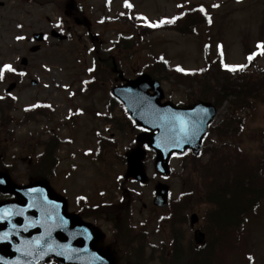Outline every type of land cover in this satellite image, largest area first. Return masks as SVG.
I'll use <instances>...</instances> for the list:
<instances>
[{
	"label": "rangeland",
	"instance_id": "rangeland-1",
	"mask_svg": "<svg viewBox=\"0 0 264 264\" xmlns=\"http://www.w3.org/2000/svg\"><path fill=\"white\" fill-rule=\"evenodd\" d=\"M74 9L82 14L83 24L77 25L69 18V5L26 4L17 0H0V71L4 65L25 71V78L18 84L16 90L7 96L8 86L15 82L8 76L9 71H3L0 78V100L7 97L14 99L15 108L9 115V123L4 131L8 136L5 144H1L0 155L6 152L7 167H12L14 173L11 180L20 186H28L26 173V158L34 159L33 150L39 143L48 141L53 135L60 140H69V144H61L58 150L60 162L49 186L55 195L67 202V211L71 215L79 213L78 201L88 198L96 202H112L119 205L120 199L129 198L132 210L130 219L134 230L146 229L144 262L146 264H166L168 250L172 238H177L180 261L187 258V249L193 245L195 229L205 233L207 242L213 243V237L208 235L205 217L210 209L204 204L194 206L200 222L194 228L188 223L168 229L158 222L167 211H157L153 207L154 187L157 183H166L170 187V196L175 201L182 193L181 159L171 161V170L176 172L168 178L160 176L155 169V156L149 154L144 161V168L149 177V183L141 185L134 181L125 182L127 165L120 161V156L127 155L135 148L136 134L131 132L126 115L119 106H108V92L87 93L82 87L84 81L91 77L90 70L95 64V54L90 50L95 48L101 55L122 57L120 45L116 47L120 36L135 40L142 50L134 58L124 62L121 70L127 79L136 73L145 71L153 62L154 55L164 54L173 67H182L186 71H195L205 64L207 53L214 56L221 48L225 52L226 62L232 66H243L248 62V55L258 57L257 63L264 67V53L257 46L264 43V0H75ZM130 5V6H129ZM204 5L211 14V23L204 26L197 36H182L174 31L152 33L145 40L138 35L133 24L125 22L121 15L127 10L146 18L150 25L168 21L180 15L183 11ZM52 26L61 28L62 33H69L71 40L58 43L47 39L40 52L32 54L30 48L34 33H49ZM87 27L90 36L87 35ZM68 28L71 31L68 32ZM22 37V39L20 38ZM23 57L28 58L26 68L20 65ZM11 79H10V78ZM38 85L32 86L31 81ZM165 93V102L175 105H191L196 99L194 89L176 84L173 80L161 81ZM191 90V92H190ZM8 99V98H7ZM6 99V100H7ZM38 104L50 108L43 112L35 122L27 123L24 117L27 110ZM108 107L112 110L116 125L126 122L125 134L118 131V126L106 125L102 119L108 115ZM225 114L221 108L216 123ZM248 135L264 129V104L258 105L253 113L247 112ZM126 118V120H125ZM113 136L116 139L115 148L106 151L103 161H98V140L102 136ZM245 148L253 154L260 151L258 143L245 141ZM39 149L38 152H42ZM124 157V156H123ZM2 200L10 197L0 194ZM79 211V212H78ZM94 226L96 219H85ZM109 221V220H107ZM99 222V221H98ZM124 223L127 224L125 220ZM104 236L101 245L110 244L114 229L106 221L99 224ZM245 238L247 250L254 257V264H264V206L259 215L251 219L247 225ZM112 247V246H111ZM134 247L136 250H132ZM126 251L112 247L120 262L123 254L128 253V259H134L138 252V244H133ZM233 259V258H232ZM126 260V259H125Z\"/></svg>",
	"mask_w": 264,
	"mask_h": 264
},
{
	"label": "trees",
	"instance_id": "trees-1",
	"mask_svg": "<svg viewBox=\"0 0 264 264\" xmlns=\"http://www.w3.org/2000/svg\"><path fill=\"white\" fill-rule=\"evenodd\" d=\"M25 4L33 0H19ZM121 18L133 24L142 40L155 32L174 31L182 36H197L201 29L211 22V14L204 5H194L181 15L156 25H150L145 17L134 14L132 10L125 11ZM96 45V44H95ZM122 57L116 59L119 68L124 62L131 60L142 50L135 40L119 37ZM96 67L92 73L91 81L85 83L84 91L87 93L108 92L115 85L116 76L113 74L112 59L101 55L96 47L94 52ZM252 56L251 54L249 57ZM248 59L246 65L240 70L239 66H231L226 62L225 53L221 49L214 56L206 54L205 64L198 70L186 71L182 67H173L164 54L154 55L153 62L143 71L160 81L173 80L178 85L194 89L197 101L211 102L218 109L225 108V114L215 126L210 128L200 156L187 154L181 162L182 193L175 201L171 200L167 211L160 219V223L168 229L175 226H184L189 221L188 213L193 212L194 206L204 204L208 208L205 221L208 235L213 237V243L196 249L189 246L187 258L180 264H254L252 253L247 250L245 233L251 219L256 218L264 206V129L257 130L248 135L249 116L258 105L264 104V67L257 63L256 56ZM236 67V71L228 68ZM182 69L183 71H181ZM191 92V90H190ZM15 101L11 98L0 100V137L1 144H5L7 132L4 129L10 125L9 115L15 108ZM50 108L44 105L27 111L24 117L26 124L35 122L37 118L44 117L43 112ZM127 118L135 134L137 127ZM125 118V120H126ZM105 123L118 126V131L125 134L127 123L118 122L113 117L112 110L109 115L102 117ZM258 143L260 151L251 153L245 148V141ZM69 141L60 140L53 135L48 141L39 143L33 150L34 159L26 158L27 180L49 181L55 174L60 162L58 150L61 144ZM115 141L111 138L100 140L99 159L103 161L105 151L115 148ZM42 152H38L42 149ZM0 155V170L12 175L14 169L7 167L6 152ZM119 160L125 162L122 157ZM176 172H172L175 175ZM84 210V212H83ZM81 216L105 218L114 226V236L109 244L114 256L118 259L112 247L121 246L131 249L138 244V252L134 259L125 260V264H146L144 262V245L146 242V229L141 227L134 230L130 219L132 210L128 200L123 199L119 205L95 204L84 206ZM127 221V224L124 221ZM179 240L172 238L168 250L166 264H177L181 260L178 253ZM112 246V247H111ZM132 250H136L132 247ZM128 252V251H126ZM129 253V252H128ZM178 254V255H177ZM233 258V259H232Z\"/></svg>",
	"mask_w": 264,
	"mask_h": 264
},
{
	"label": "water",
	"instance_id": "water-1",
	"mask_svg": "<svg viewBox=\"0 0 264 264\" xmlns=\"http://www.w3.org/2000/svg\"><path fill=\"white\" fill-rule=\"evenodd\" d=\"M52 36L60 41L67 40L57 32ZM37 42H43V34H36ZM40 47L32 49L33 52ZM27 65V60L22 61ZM115 72L117 66L114 63ZM124 85L115 87L113 95L121 101L138 127L146 130L137 137L138 147L127 157L126 179L142 184L148 182L143 161L147 145L156 153V170L164 177L171 174L170 160L173 155H184L188 151L199 155L217 109L210 103H198L182 108L170 102L162 103L164 92L161 83L148 74L135 80H126L120 74ZM34 86L36 82L32 83ZM11 84L8 93L15 90ZM0 191L18 196L19 200L0 203V255L9 259V264H42L51 258L59 264H115L112 257L98 248L102 236L93 226L67 213V204L56 197L49 186L39 181L26 187L15 185L0 172ZM169 186L159 183L155 186L154 206L166 208L169 202ZM199 223L196 214L191 216V225ZM196 246H204L205 234L194 233ZM22 251V254H14ZM24 253V254H23ZM7 263V262H6ZM3 260L0 264H6Z\"/></svg>",
	"mask_w": 264,
	"mask_h": 264
},
{
	"label": "flooded vegetation",
	"instance_id": "flooded-vegetation-1",
	"mask_svg": "<svg viewBox=\"0 0 264 264\" xmlns=\"http://www.w3.org/2000/svg\"><path fill=\"white\" fill-rule=\"evenodd\" d=\"M61 2H63V0H54V4H56V5H59V3H61ZM35 5H38V3H34ZM60 6V5H59ZM75 13H76V15L77 16H74L72 13L70 14V19L71 20H74L75 22L77 21V19H79L78 18V15H80V12L78 11V10H75ZM0 21H1V18H0ZM53 30H57V31H59V32H61V28L60 27H57V26H52V28L50 29V31L49 32H51V31H53ZM68 31H71V29L70 28H68ZM33 36V35H32ZM46 36V35H45ZM31 43H32V41H30ZM31 49V48H30ZM16 74H18V75H15V78L17 79V80H23V77H22V75H20V73H24V71H17V72H15ZM48 264H57L56 262H54V261H51V262H49Z\"/></svg>",
	"mask_w": 264,
	"mask_h": 264
},
{
	"label": "snow or ice",
	"instance_id": "snow-or-ice-1",
	"mask_svg": "<svg viewBox=\"0 0 264 264\" xmlns=\"http://www.w3.org/2000/svg\"><path fill=\"white\" fill-rule=\"evenodd\" d=\"M130 6V5H129ZM22 39V37H20ZM259 49H261V52L264 53V43H261L257 46ZM253 57L250 56L249 57V60H251ZM226 68H228L227 65H225ZM240 70L243 69V66H239ZM181 71H183L182 69H180ZM228 70L230 71H236L237 68L236 67H231V68H228ZM3 71H9V72H15V69L9 64V65H4L3 67V70L0 71V78H2V74H3ZM21 75H23V73H21Z\"/></svg>",
	"mask_w": 264,
	"mask_h": 264
}]
</instances>
